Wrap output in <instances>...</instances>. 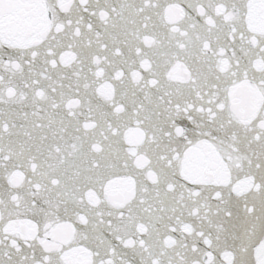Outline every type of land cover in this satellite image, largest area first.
<instances>
[{
    "label": "snow or ice",
    "instance_id": "6c2138e0",
    "mask_svg": "<svg viewBox=\"0 0 264 264\" xmlns=\"http://www.w3.org/2000/svg\"><path fill=\"white\" fill-rule=\"evenodd\" d=\"M0 264H264V0H0Z\"/></svg>",
    "mask_w": 264,
    "mask_h": 264
}]
</instances>
